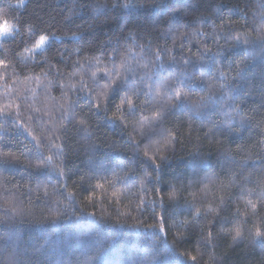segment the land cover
<instances>
[{
    "label": "trees",
    "instance_id": "obj_1",
    "mask_svg": "<svg viewBox=\"0 0 264 264\" xmlns=\"http://www.w3.org/2000/svg\"><path fill=\"white\" fill-rule=\"evenodd\" d=\"M136 3L141 6L129 10L113 8V0H27L23 7L21 0H0V20L16 25L12 35L0 39V60L7 65L0 67V109L12 114L8 119L0 116V264H7L13 255L17 264H175L179 253L196 255L199 264H264V245L253 243L255 228L264 227V214L250 215L251 209H245L240 199L241 186L256 188L264 180V0H168L167 8L152 7L165 0ZM99 5L107 7L98 14ZM174 15L179 30L160 35ZM129 28L145 36L151 33L153 52L157 46L167 50L161 57L165 70L152 75L148 83L170 73L179 75L182 69L195 77L201 71L219 77L218 69L232 77L237 62L247 55L243 77L233 82L237 91L215 103L200 101L206 107L199 117L184 108L167 118L163 127L180 132L184 146L175 145V155L155 185L159 192L149 191L145 197H163L168 210L166 231L157 235L146 226L159 221L161 208L157 206L153 219L150 208L137 211L136 206L138 195H143L138 191L144 178L143 147L160 139L157 133L163 129L145 124L140 130L139 112L125 120L127 129L112 121L123 91L111 94V105L96 98L109 83L102 78L103 70L111 69V58L118 65L124 54L123 36ZM39 34L51 40L33 57L24 49L31 48ZM237 35L240 44L233 47ZM245 38L248 44L243 43ZM206 49L210 52L203 56ZM134 56L128 63L139 85L140 77L155 69L149 63L151 55L136 49ZM170 56L176 61L171 68ZM96 58L102 63L90 65ZM93 72H97L95 82ZM82 85H86L83 90ZM210 90L217 98L229 92L215 81ZM210 90L193 88L191 102L207 98ZM230 116L235 117L231 134ZM129 133L141 142L134 163H129L134 150L126 146ZM48 157L51 161L46 164ZM232 173L247 180L236 179V187L229 190L223 220L215 224L214 245L204 243L197 227L176 246L177 256L167 254L166 246H173L177 235L173 221L192 219L185 201H193L194 193L196 207L218 203L224 194L220 183H227ZM173 187L181 190L175 201L168 198ZM237 206L238 219L248 222L243 226L245 239L234 244L222 229L236 222Z\"/></svg>",
    "mask_w": 264,
    "mask_h": 264
},
{
    "label": "snow or ice",
    "instance_id": "obj_2",
    "mask_svg": "<svg viewBox=\"0 0 264 264\" xmlns=\"http://www.w3.org/2000/svg\"><path fill=\"white\" fill-rule=\"evenodd\" d=\"M26 2L27 0H21L20 6H25ZM139 6L141 5H138L136 0H124V2H122V0H113V8L119 7L131 10ZM157 6L167 8L170 6V4L168 3V0H165V3L161 5H152V7ZM106 7V5H99L95 10L99 14L104 9H106ZM171 19L172 23H170L167 30L161 32L160 35H171L179 30L181 27L179 18L174 15ZM157 23H159V21ZM33 27L34 26L31 25L29 26L30 34H33ZM15 29L16 25L10 24L6 19L0 20V39L12 35ZM51 35L55 36V33H52ZM56 38L59 39V37ZM235 39L236 44L232 45L233 47L240 44V36L237 35ZM50 40L51 37L49 35L39 34L38 39L35 40L32 47H26L24 51L31 53L34 57L36 51H43ZM123 40L125 41L124 54L121 56L118 65L116 60L111 58L109 61L112 65L111 69L105 68L103 70L102 78H106L109 83H106L103 89L97 92L96 98L97 100L107 101L108 104L111 105V94L123 91L124 95L120 98V103L115 105V112L111 117L112 121H120L124 128L127 129L128 125L127 123H124L125 120H127L128 116H135L136 113L139 112L142 117V119L139 121L140 130L144 128L145 124L163 129L157 133L160 139L154 142H149L143 147V159L140 160V163L143 166L141 171L143 172L144 178L138 185V191L143 195H138L137 198L139 199V204L136 206L137 211H144L150 208L153 214V219L156 218L157 206L161 208L162 214L159 221L146 226L147 228L153 230V235H157L158 233L166 231L165 217L168 210L164 205L163 197H161L159 200L155 198L146 199L145 197L149 191H152L154 194L159 192V189H156L155 185L160 183V173L168 165L171 156L175 155V145L179 144L180 147L184 146L183 141L180 139V132L174 133L163 126L167 121L168 116L177 110L188 108L190 115L199 117L202 115L201 108L206 107V105H202L200 101L207 99L208 101L215 103L217 99L223 100L225 95H230L231 92L237 91L238 86H235L233 82L238 78L243 77L244 70L248 67L246 63L247 55L245 56V60L237 62L234 69L236 75L232 77H229L228 74L219 69V77L211 76L206 71H201L199 77H195L192 73H189L187 69H182L179 75L170 73L169 77L166 79H157L153 83H148V81L152 80V75L159 76V74L165 70L164 64L161 62V57L167 52V50L157 46L156 50L153 52L151 33H147L145 36L139 32L133 31L131 28H129L127 34L123 36ZM138 40H144V43H137ZM129 43L131 44V47L127 46ZM243 43L248 44L249 41L245 38ZM136 49H139L141 54H149L152 56V60L149 63L152 65V68L155 69L152 74L145 72L140 77L139 85H137L135 82L134 69H132L131 65L128 63L130 57L135 59L134 52ZM77 51H79V49H77ZM116 51L117 49H113L114 53ZM244 51L247 54V49H244ZM209 52L210 50L206 49L202 55L207 56ZM262 57H264V45H262ZM141 59H143V56H141ZM169 60L171 61L169 64V67L171 68L176 63L175 57L170 56ZM158 62L159 64L157 67ZM101 63L102 61L100 58H96L95 61H89L90 65L95 64L98 66ZM184 63L190 64L191 61L185 60ZM148 66V63L144 64L145 68ZM0 67L5 69L7 68L4 60H0ZM201 67H203V65H201ZM129 72L133 73L132 77H129ZM92 79L94 82L97 80V72L92 73ZM130 79L132 80L131 84L129 83ZM214 81L220 83V89L228 88L229 92L222 93L221 96L217 98L210 90L213 87ZM81 87L83 90L86 88V85H82ZM195 87H199L201 90H204V88L207 87L210 90L207 98L200 97L199 101L192 103L190 93ZM141 94H143V100H141ZM137 101H139V103ZM17 107H19V105H17ZM70 107L71 105H69V108ZM96 109L99 111V103L96 104ZM146 112H150L151 115H145ZM11 115L12 114L10 112H5L4 110L0 109V116H3L4 119H8ZM19 115V113H16V118H19ZM31 119L32 117H29V120ZM234 119L235 117L230 116L229 120L227 121L228 131L230 134L234 131L232 128V121ZM81 124L84 125L85 122L81 121ZM19 127H23V125H20ZM240 127L245 128V124L241 122ZM82 130L87 132V126H83ZM25 131H28V129L25 128ZM132 131L136 132L137 129L133 128ZM29 135H31V132H29ZM128 135L129 139L126 142V146L129 149L134 150L133 160H130L129 163H134L135 157H138L142 150L141 142L134 140L131 133ZM204 135L205 137H208L209 134L205 133ZM261 135L264 136V133ZM33 140H36L37 145L39 146L40 141L37 140L35 136H33ZM221 147H223V145H221ZM169 152L171 155L168 154ZM261 159L264 160V158ZM50 161L51 157H48V160L45 161V163L47 164ZM254 166L255 164L245 165V167ZM117 179L121 178L117 177ZM236 179H240L242 181L247 180L245 177H237L236 173H232V176L228 179L227 183H220V191L224 194L220 195L218 203L209 202L207 207H196L195 203L193 202L195 200V194H191L193 196V201L186 200L185 203L187 205L188 214L192 217V219L173 221V224L177 227V235L174 237V245L166 246L165 252L167 254L177 256L176 246L180 245L184 241L185 233L197 227L199 228V232L204 243L208 246L214 245L216 239V236H214L215 224L223 220V217H221V212L225 210L227 199H230L229 190L232 187H236ZM108 183L109 186H113L111 181H108ZM132 186L136 187V185ZM96 187L103 188V185L97 184ZM207 187L208 186L205 185V191L207 190ZM184 191H187V189L184 188ZM240 192V199L244 205V208L251 209L250 215L256 216L258 214H264V180H262L256 188H247L241 186ZM44 195L47 196L49 193L45 191ZM113 195L116 196L117 194L114 192ZM180 195L181 190L173 187L171 192L168 193V198L172 201H175ZM87 199L91 201L92 196H89ZM240 212L241 209L239 206H237L236 212L233 216V219L236 222L233 223L231 227L222 229L225 236H231L232 242L234 244L245 239L243 226L248 221H240L238 219ZM204 220H207L208 223L203 224L202 221ZM224 222L227 223L228 221ZM180 229H183V232H181ZM253 243L264 245V227L255 228ZM7 264H17V260L14 255L9 257ZM175 264H199V262L196 255L185 257V253H179Z\"/></svg>",
    "mask_w": 264,
    "mask_h": 264
},
{
    "label": "bare ground",
    "instance_id": "obj_3",
    "mask_svg": "<svg viewBox=\"0 0 264 264\" xmlns=\"http://www.w3.org/2000/svg\"><path fill=\"white\" fill-rule=\"evenodd\" d=\"M214 43V42H213ZM216 43V42H215ZM176 45V44H175ZM194 68V67H193ZM199 68V67H198ZM200 69V68H199ZM45 91V90H44ZM47 91V90H46ZM221 247V246H220Z\"/></svg>",
    "mask_w": 264,
    "mask_h": 264
}]
</instances>
